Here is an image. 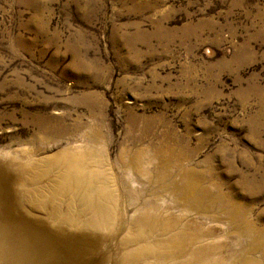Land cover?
<instances>
[{"label": "rangeland", "instance_id": "obj_1", "mask_svg": "<svg viewBox=\"0 0 264 264\" xmlns=\"http://www.w3.org/2000/svg\"><path fill=\"white\" fill-rule=\"evenodd\" d=\"M74 148L109 230L30 200ZM140 212L170 228L128 240ZM178 230L189 264H264V0H0V264H168L124 256Z\"/></svg>", "mask_w": 264, "mask_h": 264}, {"label": "bare ground", "instance_id": "obj_2", "mask_svg": "<svg viewBox=\"0 0 264 264\" xmlns=\"http://www.w3.org/2000/svg\"><path fill=\"white\" fill-rule=\"evenodd\" d=\"M92 149L74 148L71 153L69 151L65 152L66 154L61 160L54 163V166L49 164L51 166L47 169L48 171L51 170L50 172H53L54 169H59H57L58 172L56 177H54L55 179L50 181L48 185H42L44 183V174H32L29 178L28 192L32 204L48 211L50 218L52 217L54 222H64L81 229L98 230L104 228L109 230L115 221V214L117 213L115 212V205L118 196L113 190L112 184H109L110 177L108 175L110 172L108 173V170L104 168L102 156L98 157L99 152L96 153L97 151L94 150L91 152ZM99 158H101L100 162L98 161ZM25 188L27 189V187ZM64 202H66L67 206L62 209ZM149 214L140 212L131 221L132 231L130 235L128 234V240H138L148 237L150 232L170 228L168 223L161 225L158 220H153ZM186 236L187 232L185 230H178L174 233L172 232L167 238L157 237L152 243H146V245L143 244L137 249H131L129 256L125 255L124 259H139L151 256L154 262L168 261L167 263L170 264L171 261V264H189L191 256H181L184 253L183 244ZM197 250L199 251V249ZM144 264L151 263L147 261ZM241 264H248V261Z\"/></svg>", "mask_w": 264, "mask_h": 264}]
</instances>
